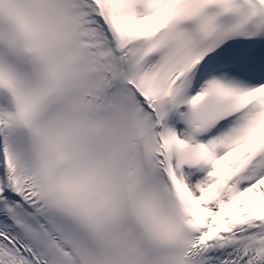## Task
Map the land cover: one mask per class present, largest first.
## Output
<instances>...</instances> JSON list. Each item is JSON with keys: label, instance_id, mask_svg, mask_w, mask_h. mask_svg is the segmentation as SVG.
I'll return each instance as SVG.
<instances>
[{"label": "snow or ice", "instance_id": "obj_1", "mask_svg": "<svg viewBox=\"0 0 264 264\" xmlns=\"http://www.w3.org/2000/svg\"><path fill=\"white\" fill-rule=\"evenodd\" d=\"M0 264H264V0H0Z\"/></svg>", "mask_w": 264, "mask_h": 264}]
</instances>
